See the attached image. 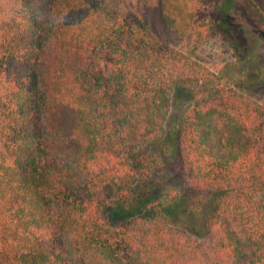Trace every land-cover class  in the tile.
I'll list each match as a JSON object with an SVG mask.
<instances>
[{
    "label": "trees",
    "instance_id": "trees-1",
    "mask_svg": "<svg viewBox=\"0 0 264 264\" xmlns=\"http://www.w3.org/2000/svg\"><path fill=\"white\" fill-rule=\"evenodd\" d=\"M109 1L0 0V264H264V65L182 52L189 0ZM200 1L238 66V0Z\"/></svg>",
    "mask_w": 264,
    "mask_h": 264
},
{
    "label": "rangeland",
    "instance_id": "rangeland-1",
    "mask_svg": "<svg viewBox=\"0 0 264 264\" xmlns=\"http://www.w3.org/2000/svg\"><path fill=\"white\" fill-rule=\"evenodd\" d=\"M254 1L264 14V0ZM120 2L121 0H110L106 5V12L117 22L127 20L131 14L127 7L119 5ZM189 2L193 16L191 25L187 29L182 43L178 46L182 52L223 75L230 74L232 76L231 70L233 69L236 82L241 81L245 77V73L252 75L255 69L260 70L264 65V30L259 28L245 12L242 0L237 1V5L229 18L233 26L231 28L233 36L244 54V60L239 62L236 67L231 66L237 58L233 55L227 41L220 34L215 33L213 29H210L212 22L209 15L215 10L216 4L213 2L205 3L200 0H189ZM173 4L176 5V2ZM258 41L259 44L256 46ZM246 55L248 56L247 59L245 58ZM262 69L264 70V66ZM251 95L264 104V82L253 84ZM190 102L187 94L176 91L173 96L170 119L180 115Z\"/></svg>",
    "mask_w": 264,
    "mask_h": 264
}]
</instances>
